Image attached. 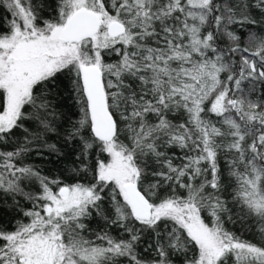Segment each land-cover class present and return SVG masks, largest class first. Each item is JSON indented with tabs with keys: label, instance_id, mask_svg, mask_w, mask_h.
I'll return each instance as SVG.
<instances>
[{
	"label": "snow or ice",
	"instance_id": "6c2138e0",
	"mask_svg": "<svg viewBox=\"0 0 264 264\" xmlns=\"http://www.w3.org/2000/svg\"><path fill=\"white\" fill-rule=\"evenodd\" d=\"M0 264H264V0H0Z\"/></svg>",
	"mask_w": 264,
	"mask_h": 264
}]
</instances>
